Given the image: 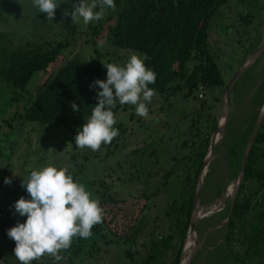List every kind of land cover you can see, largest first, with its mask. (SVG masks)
<instances>
[{"label":"trees","instance_id":"16d2710c","mask_svg":"<svg viewBox=\"0 0 264 264\" xmlns=\"http://www.w3.org/2000/svg\"><path fill=\"white\" fill-rule=\"evenodd\" d=\"M229 2L230 0H114L116 8L114 11L108 10V17L105 16L102 20L88 25L90 30L87 33L88 43L92 42L96 48L97 38L105 24L112 22L108 27L111 46L131 50L144 59L146 67L156 74V81L150 84L149 88L157 95L165 97L168 109L174 107L173 102L177 100L178 95H181L189 103L198 102L201 112L205 110L204 108L209 109V118L212 119L211 110L214 105H211L206 98L199 99L198 95L202 87L213 91L224 83L217 57L210 49L209 39H211L213 21L220 9ZM9 7L8 0H0L1 23H6L7 18L14 12V9ZM70 8V6L59 8V19L63 20V27L71 24L66 22L71 18ZM96 10L98 11L99 8ZM240 20L245 25H251L254 17L252 14L241 15ZM71 29L74 35L79 33L77 26ZM68 46L69 43L65 40L56 42L46 39L29 40L16 45L9 38L8 33H0V84L15 91L24 90L34 75L44 73L43 80L38 84L35 93L27 105H24L22 120L65 127L76 136L98 103L96 93L101 89L98 86L90 88V85L97 79L106 81L107 71L103 65L104 55L95 48L94 58L64 57L60 65L48 70L57 63ZM248 51L250 49L246 50L245 54ZM219 99L218 94L212 96L213 102ZM14 100L19 99L15 96ZM73 102L80 106V112L72 110ZM186 117L187 115L177 118L179 120L175 122L177 125L173 126L174 131L168 121L166 128L169 130V136L145 148V151L150 153L151 150L152 156H155V166H158V169L147 167L143 159L139 164L136 160L135 180L141 185V189L143 188L137 199H119L108 190L105 182H93L98 186V190L92 194V198L97 199L103 209V221L93 226V235L89 239L94 237L95 242L98 238L109 243L108 237L113 236L118 241L122 240L127 245L133 246L126 255L134 264L180 263L190 226L194 189H191V197L183 204L179 203L177 194L165 201L164 208L160 210L161 216L164 211L165 224L153 226L152 231L146 233L147 236L149 235L148 238L144 237L143 233L147 228L145 225L147 212L157 202L162 189L170 187L172 178L178 177L179 181L180 177L184 179L188 176L185 178L186 185L180 184L181 188L183 186L185 189V186L191 184L194 170L196 169V175L199 173L201 157L205 153V150L200 151V146L202 147L204 143V136L201 134V116L197 115V119L191 121L189 133L188 129L187 132L181 130L183 121L180 120H185ZM121 128L117 129L121 130ZM210 128L212 130L216 128L214 119ZM172 134L176 135L179 141L184 138V141L178 148L171 147L172 161L167 162L166 156H163L161 162L158 154L164 150L165 139L171 140ZM208 138L205 139L206 145ZM262 142H264V128L259 133L248 159L241 191L228 225L226 258L233 264H253L257 259H260L257 264H261L264 257ZM183 149L186 151L181 153L180 150ZM242 150L243 148L237 150L234 148L229 151L232 176H236L240 171ZM140 151L137 149L136 153ZM179 167L181 169H178ZM156 176H161V179L152 186L148 179L152 180ZM100 184L103 186L101 187ZM195 184L196 177L193 188ZM92 185L95 187L94 184ZM14 192L12 190L8 193L0 192V264H20L14 256L15 242L7 236V231L17 224L15 209L11 207L14 205L11 198ZM89 239L73 238L71 247L59 253L63 257L59 262L45 255L39 260L32 261L31 264H72L65 258L69 257L70 260L71 252L74 256L81 253L90 244ZM141 248L145 252L144 258L140 254Z\"/></svg>","mask_w":264,"mask_h":264},{"label":"rangeland","instance_id":"374dc122","mask_svg":"<svg viewBox=\"0 0 264 264\" xmlns=\"http://www.w3.org/2000/svg\"><path fill=\"white\" fill-rule=\"evenodd\" d=\"M8 1L10 3L9 8H13L14 12L7 18L6 23H1L0 21V33H8L14 44L42 39L56 42L65 40L69 43L68 49L58 58L57 63L48 70L60 65L64 57H95V47L92 42L88 43L87 33L90 31L88 25L84 26L82 21L79 23L73 22L70 18V21L66 22L71 24L68 27L65 26V28L62 26L63 20L60 21L59 19V8L70 6L71 11H73L72 5L78 4L79 0H56L60 7L56 9L53 21H47L46 14L39 13L37 8L33 6L32 0ZM86 2L91 3L92 0H86ZM18 11L21 12L15 14ZM247 14H252L254 17L251 25H245L240 20L241 15L246 16ZM105 16H109L108 11ZM263 21L264 0H230L227 5L220 9L213 21L209 46L213 52L220 51V56L225 59H220L218 64L224 73L223 77L227 83L243 59V54L249 44V38H253L256 35ZM111 24L112 22L105 24L97 38L98 45L95 49H98L104 55L103 64L113 63L123 66L129 59L130 54L136 53L111 46L108 29ZM73 26L78 27L79 33L76 35L71 29ZM230 73L231 75H229ZM42 76V73L34 75L24 90L15 91L9 89L6 85L2 86L0 84V192L15 191L14 196L11 197L14 204L21 197L30 199L26 190L20 186L21 181L26 179L32 170L42 169L46 166L66 167L74 181L83 184L91 194L98 190V186L93 182L102 181L108 185V190L117 198L137 199L143 188L141 189V185L135 180L136 167L134 165L136 160L139 164L143 159V163L147 167L151 166L158 169V166H155V156H152L151 150L150 153L145 151V148H147V145H154V142H160L161 139L169 136V130L166 128L168 121L172 125V131H174V127L177 125L175 122L179 120L177 118L187 115L185 120L180 121H183L181 130L187 132L188 129L189 133L191 131L189 125L193 119H197L198 115L201 116L202 133L211 131L210 125L212 124L206 122L209 117V109L202 110L203 112L201 113L198 102H186L181 95H178L177 100L173 102L172 106L174 107L168 109L165 97L156 94L150 103L146 102V106L150 111L147 119L136 115L135 106L117 103L119 106L113 110L117 121L114 127L116 129L118 127L122 128L118 130L119 135L112 140V145L102 144L98 151L81 150L76 148L75 136L65 127L22 120L24 105H27L35 93L37 84ZM209 92V102L213 104L212 96L217 93ZM15 96L19 100H14ZM172 136L171 140L165 139L164 150L158 154L161 162H163V156H166L167 162L169 160L172 161L171 147L178 148L184 141V138L179 141L176 135L172 134ZM137 149L141 151L136 153ZM180 151L184 153L186 149ZM71 153H73L72 156H70ZM73 158H75V162L72 160ZM183 163L180 165L182 166ZM178 169L181 168L179 167ZM156 177L152 178V180L148 179L151 181L152 186L161 179V176ZM5 178H11L12 183L10 185L5 184ZM171 182L173 185L180 187V181L175 177ZM100 186L102 187L103 185L100 184ZM177 191L178 189L175 190L173 186L162 189L155 203L157 205H152V209L147 212L145 222L147 228L144 230V237H149L146 233L148 231L151 232L153 226L165 224L163 221L164 211L161 216L160 210L162 211L164 208L165 201L173 198ZM16 220L19 223H24L26 217H20L16 214ZM166 225L168 226L167 223ZM93 238L89 239L90 244L81 253L74 256L71 252L69 254L70 260L69 257H66V261L72 264H134L126 255L127 251L131 250L133 246L127 245L122 240L118 241L113 236L108 237L109 243L98 238H96L97 242H95ZM93 242L96 244L93 245ZM140 254L141 256L145 255L142 248L140 249ZM197 259L200 260L199 264H212V262H209L210 259L205 260L204 257L201 259V256ZM222 263L223 259L218 258L216 260V264Z\"/></svg>","mask_w":264,"mask_h":264},{"label":"clouds","instance_id":"9594fccd","mask_svg":"<svg viewBox=\"0 0 264 264\" xmlns=\"http://www.w3.org/2000/svg\"><path fill=\"white\" fill-rule=\"evenodd\" d=\"M39 13L46 14L47 21H53L56 9L60 6L56 0H32ZM71 20L84 26L102 20L109 9L115 10L114 0H79L72 5ZM99 8L97 11L96 9ZM107 69V79L93 82L90 88L98 86V103L91 116L78 130L75 136L76 148L98 151L102 144H110L119 135L114 127L116 119L113 109L120 105L135 106L136 115L147 119L149 115L146 102L150 103L156 92L149 88L155 83L156 74L148 69L144 59L130 54L123 66L113 63L103 64ZM74 112H80V106L71 104ZM5 184L12 183L5 178ZM29 194L30 199L21 197L11 207L14 214L26 217L24 223L7 231V236L15 242L14 256L20 264H31L45 255L56 262L63 257L62 250L71 247L73 238L89 239L93 226L102 223L103 209L97 199L81 183L74 181L66 167L46 166L32 170L20 185Z\"/></svg>","mask_w":264,"mask_h":264},{"label":"flooded vegetation","instance_id":"af4514ba","mask_svg":"<svg viewBox=\"0 0 264 264\" xmlns=\"http://www.w3.org/2000/svg\"><path fill=\"white\" fill-rule=\"evenodd\" d=\"M261 28L262 25L260 29H258L256 35L253 38H249L247 50L250 49V51H248V53L246 54L244 52L243 59L235 69L234 74L230 78L229 82L227 83L226 80H224L222 86L211 91L216 92L220 96L219 101L213 102L214 108L211 110L213 113L212 119H214L215 121L216 128L215 130H212L210 128L211 131L209 133L203 134L201 132L202 136H204V143H202V147L200 146V151L203 152V150H205V153L204 156L201 157L202 164L200 166L199 173L196 175V170H194V175H192L191 177V184L185 186V189L183 188V186L182 188L180 186L178 191L175 193V195L177 194L176 196L180 201L178 202L180 204H183L187 198L191 197V191L194 189L193 208L191 212L192 219L197 187L200 182V177L203 174L205 161L211 155L207 171L205 172V176L203 178V185L199 191V206L201 207V218L196 224V242L197 246L199 247L196 257L199 258L201 256V259L203 257L205 260L210 259L209 262H212V264H216V260L218 258L221 260L223 259L222 264H233L232 261H228L226 258V254L228 252L227 231L230 220L229 223H226V221L229 217L232 198L235 195L236 191L234 181L239 176L240 171L236 176H232L229 151L234 148L236 150L239 148H243V160L245 148L250 142L254 131L257 128L258 120L264 108V50L259 53V55L256 56L255 59L246 61L247 56L254 53L262 44L263 34L261 32ZM212 53L217 57L218 61L222 59V57L220 56V51H212ZM223 74L224 73L222 71V75ZM229 75H231V73ZM205 91L206 94L204 98L209 100L210 92L206 89ZM224 114L226 121L224 122L225 126L223 135L222 137L216 139V141L213 143L212 137L218 131L220 125L219 123L222 121ZM212 119L208 117L206 122L212 124ZM263 128L264 120L258 130V133L256 134L253 146ZM206 138H208L207 145L205 144ZM212 145L214 146L212 152L210 153V148ZM261 150L262 157H264V142L261 143ZM186 177L188 176H185L184 179L180 177L179 181L180 184L182 183L181 185H186ZM195 177L196 184L193 188ZM175 178L177 179L178 177ZM173 179L174 177L172 178V180ZM242 184L240 186L239 193L241 191ZM172 186L173 188L177 187V185H173L172 182H170V188ZM239 193L237 195V198L239 196ZM215 205H218L216 209H210V207ZM203 210H206V212H203ZM197 258L194 259L192 264H199L200 260H198ZM259 261L260 259H257L253 264H257Z\"/></svg>","mask_w":264,"mask_h":264},{"label":"water","instance_id":"95a60500","mask_svg":"<svg viewBox=\"0 0 264 264\" xmlns=\"http://www.w3.org/2000/svg\"><path fill=\"white\" fill-rule=\"evenodd\" d=\"M261 32L263 34L262 44L259 46V48L254 53H252V54H250V55L247 56L246 61H250V58L251 57H253V59H255L256 56H258L259 53H261L264 50V21L262 23ZM263 120H264V108H263L262 113H261V116H260V118L258 120L257 128L254 131V134H253L250 142L248 143V145L245 148L244 155H243V160H242V166H241V170H240V174H239V176L234 181V184L236 185V191H235V195L232 198L231 210H230V214H229V217H228L226 223H229V220L231 218L232 210H233L234 204L236 203V198H237V195L239 193L240 186H241V184L243 182V179H244L245 170H246V166H247V161H248V158H249V155H250V152H251L253 143H254V139L256 137V134L258 133V130H259V128H260ZM225 121L226 120H225V114H224L223 115V118H222V121L221 122L219 121L220 122L219 123L220 125H219L218 131L212 137L213 138L212 139V142L213 143L216 141V139L222 137L223 132H224V126H225L224 122ZM213 146L214 145H212L211 148H210V153L212 152ZM210 159H211V155L205 161V165L203 167V174L200 177V182H199L198 187H197V193H196V198H195L194 212L192 214V219H191V222H190L188 234L186 236V240H185V244H184V249H183V253H182L181 260H180V263L179 264H192L193 261H194V259H195V257H196V254L198 252V249H199V247L196 246L192 251H190L188 249L189 248L188 247V243H189V239L191 238V236H193V235L196 236V224L198 223V221L201 218V215H200L201 214V207L199 206V201H200V199H199V191L202 188L203 178L205 176V172L207 171L208 163H209ZM184 258L186 259V262H184ZM261 264H264V257L261 260Z\"/></svg>","mask_w":264,"mask_h":264},{"label":"bare ground","instance_id":"6f19581e","mask_svg":"<svg viewBox=\"0 0 264 264\" xmlns=\"http://www.w3.org/2000/svg\"><path fill=\"white\" fill-rule=\"evenodd\" d=\"M250 60H253V57L250 58ZM236 186V185H235ZM234 188V187H233ZM218 205L212 206L210 207V209H216ZM203 212H206V210H203ZM208 212V211H207ZM197 246V242H196V236L193 235L191 236V238L189 239V243H188V249L190 251H192L195 247ZM184 262H186V259L184 258Z\"/></svg>","mask_w":264,"mask_h":264},{"label":"built area","instance_id":"2783aa9c","mask_svg":"<svg viewBox=\"0 0 264 264\" xmlns=\"http://www.w3.org/2000/svg\"><path fill=\"white\" fill-rule=\"evenodd\" d=\"M205 94H206V91H205V89L202 87V88L200 89V92H199L198 98H199V99L204 98ZM85 149H87V148H85Z\"/></svg>","mask_w":264,"mask_h":264},{"label":"crops","instance_id":"0c3cea01","mask_svg":"<svg viewBox=\"0 0 264 264\" xmlns=\"http://www.w3.org/2000/svg\"><path fill=\"white\" fill-rule=\"evenodd\" d=\"M42 75L44 76V73H42ZM43 76H42V78L40 79L39 83L43 80ZM39 83H38V84H39ZM38 84H37V87H38ZM36 89H37V88H36ZM35 91H36V90H35ZM186 102H187V101H186ZM194 102H195V101H194ZM148 110H149V109H148ZM149 112H150V111H149ZM163 112H164V110H163ZM176 117H180V116H176ZM72 155H73V153H71L70 156H72ZM72 160H73L74 162L76 161L75 158H73Z\"/></svg>","mask_w":264,"mask_h":264}]
</instances>
